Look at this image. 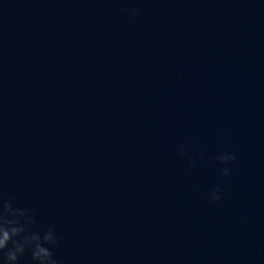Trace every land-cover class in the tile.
Here are the masks:
<instances>
[{
	"label": "water",
	"instance_id": "water-1",
	"mask_svg": "<svg viewBox=\"0 0 264 264\" xmlns=\"http://www.w3.org/2000/svg\"><path fill=\"white\" fill-rule=\"evenodd\" d=\"M122 108L0 35V191L60 264H264V225ZM21 264H33L30 255Z\"/></svg>",
	"mask_w": 264,
	"mask_h": 264
},
{
	"label": "clouds",
	"instance_id": "clouds-1",
	"mask_svg": "<svg viewBox=\"0 0 264 264\" xmlns=\"http://www.w3.org/2000/svg\"><path fill=\"white\" fill-rule=\"evenodd\" d=\"M130 18L139 14V9H123ZM180 155H184L185 148H179ZM223 165L219 169L221 176H230V169L226 167L236 161L237 156L232 153H220L215 157ZM192 167L196 160L189 158ZM224 189L220 185L213 187L208 193L211 203L222 199ZM36 218L29 207L14 206L11 197L0 191V264H21L22 258L30 255L33 264H60L53 249L61 242V236L54 227L43 231L34 230Z\"/></svg>",
	"mask_w": 264,
	"mask_h": 264
}]
</instances>
